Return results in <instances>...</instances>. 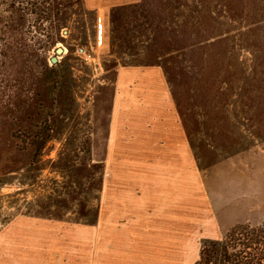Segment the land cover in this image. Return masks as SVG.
<instances>
[{
    "label": "rangeland",
    "instance_id": "rangeland-1",
    "mask_svg": "<svg viewBox=\"0 0 264 264\" xmlns=\"http://www.w3.org/2000/svg\"><path fill=\"white\" fill-rule=\"evenodd\" d=\"M54 1L0 0V264H197L264 221V0Z\"/></svg>",
    "mask_w": 264,
    "mask_h": 264
},
{
    "label": "trees",
    "instance_id": "trees-1",
    "mask_svg": "<svg viewBox=\"0 0 264 264\" xmlns=\"http://www.w3.org/2000/svg\"><path fill=\"white\" fill-rule=\"evenodd\" d=\"M24 3L25 6L18 5V8L22 6L18 12L26 16L32 15L36 22L46 21L51 17L58 18V8H56L58 3L54 0H24ZM13 5L14 3L9 4V6ZM20 134L24 139L36 142L37 147L31 149L34 158L40 155L44 142L50 138V135L43 131L37 132L32 137L30 133ZM0 160H2L1 149ZM197 264H264V221L235 224L220 240L205 243L200 249Z\"/></svg>",
    "mask_w": 264,
    "mask_h": 264
},
{
    "label": "crops",
    "instance_id": "crops-1",
    "mask_svg": "<svg viewBox=\"0 0 264 264\" xmlns=\"http://www.w3.org/2000/svg\"><path fill=\"white\" fill-rule=\"evenodd\" d=\"M137 2H140V0H129L125 2L118 1L117 3H114L112 5L113 6H125V5L137 4ZM133 68L132 70L128 69V66L118 68L114 81H160L158 70L154 66L149 67V68H155L154 70H151V69L146 70L145 66H139V67L134 66ZM135 68H138V71H136ZM139 68H142V69H139Z\"/></svg>",
    "mask_w": 264,
    "mask_h": 264
},
{
    "label": "built area",
    "instance_id": "built-area-1",
    "mask_svg": "<svg viewBox=\"0 0 264 264\" xmlns=\"http://www.w3.org/2000/svg\"><path fill=\"white\" fill-rule=\"evenodd\" d=\"M78 52L81 53L82 59L84 61H88L89 60L90 56L89 55H86V53L84 52V50L82 48L79 49Z\"/></svg>",
    "mask_w": 264,
    "mask_h": 264
},
{
    "label": "water",
    "instance_id": "water-1",
    "mask_svg": "<svg viewBox=\"0 0 264 264\" xmlns=\"http://www.w3.org/2000/svg\"><path fill=\"white\" fill-rule=\"evenodd\" d=\"M60 53H62L61 48H57V49H56V54L58 55V54H60ZM51 63H52V64L56 63V58L52 57V58H51Z\"/></svg>",
    "mask_w": 264,
    "mask_h": 264
}]
</instances>
